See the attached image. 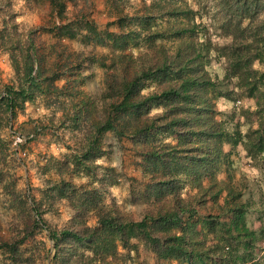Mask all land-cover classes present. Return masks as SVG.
Here are the masks:
<instances>
[{
  "label": "trees",
  "instance_id": "obj_1",
  "mask_svg": "<svg viewBox=\"0 0 264 264\" xmlns=\"http://www.w3.org/2000/svg\"><path fill=\"white\" fill-rule=\"evenodd\" d=\"M23 2L45 7L52 51L64 40L89 48L71 64L70 53L56 56L64 66L87 61L100 68L102 88L72 101L66 126L73 147L47 169L39 199L30 197L36 218L11 187L20 225L0 235L1 264H39L20 249L32 227L43 228L50 242L45 264H132L139 251L145 255L139 264L250 261L260 234L246 223L247 200L230 183L228 156L241 144L249 159L264 165V113L257 108L256 127L241 133L237 123L227 128L215 118L214 100L222 92L233 103L254 95L264 104V0H105L102 27L86 12V0ZM13 14L9 0H0V51L13 75L0 103L12 115L33 89L63 94L53 85L61 73L44 66L31 30L18 29ZM220 60L230 88L211 73V63ZM253 112L240 109L246 118ZM106 132L113 144L104 140ZM112 145L138 157L139 175L126 177L124 187V202L138 206L136 215L102 200L107 186L124 177L98 162ZM60 201L68 217L49 225L43 214ZM222 239L226 245L219 248Z\"/></svg>",
  "mask_w": 264,
  "mask_h": 264
},
{
  "label": "rangeland",
  "instance_id": "obj_2",
  "mask_svg": "<svg viewBox=\"0 0 264 264\" xmlns=\"http://www.w3.org/2000/svg\"><path fill=\"white\" fill-rule=\"evenodd\" d=\"M81 0H78L80 2ZM105 0H86V12L100 27L107 20L104 13ZM79 5V4H78ZM9 8L13 11V19L17 28L24 31L31 30L36 45L43 55V64L50 67L52 71H59L61 75L54 82V86L59 87L63 94H57L56 90L50 88L49 91L33 89V97L23 103L21 107H16L14 114L6 112L0 103V235L10 234V231L19 229V212L11 205L12 199L10 189L15 187V193L23 199L28 207L31 218H36L32 211L30 197L38 200L41 190L44 187V179L50 175L51 166L60 159L61 156L73 147L74 137L70 132V127L66 125L70 116L71 103L83 93L88 95L96 94L101 88V72L97 66H89L87 61L81 64L62 65L63 58L58 60L56 52L69 54L67 63H72L76 54L81 58L87 54V47L77 41L64 40L63 48L54 45V51L50 49L54 44V39L45 30L51 25V19L46 14L45 7L31 8L23 0H9ZM1 22V20H0ZM100 51V47H94ZM63 50V51H62ZM64 52V53H63ZM256 67H260L255 64ZM69 66V67H67ZM211 73L215 76L218 84L232 87L231 82L225 78L223 64L220 61H213L210 66ZM13 75L8 66L7 56L0 51V98L4 97V87L12 82ZM71 95L77 91L73 97ZM71 99V100H70ZM69 100V101H68ZM1 102V100H0ZM215 118L224 122L227 128L233 123L238 124V129L244 133L247 129L256 127L257 108H261L264 113V104H261L256 96L241 97L236 102H231L224 97L221 92L214 100ZM69 109V110H67ZM240 109L254 111L251 116L246 118L240 113ZM63 111V113H62ZM66 112V114H65ZM16 135L21 136V142L14 143ZM104 140L113 144L110 133L104 134ZM244 142L247 140L244 138ZM228 149L227 145L223 146ZM137 155L135 152L123 148L119 151L112 145V151L107 157L98 159L100 163H106L115 167L116 171L123 173L122 184L109 185L104 193L102 200L107 203L114 200L122 206L132 209L136 215L138 206L124 202L125 185L128 181L126 177H138L139 167L136 165ZM228 159L231 160V180L230 183L236 189L242 191V199L247 200L245 219L247 225L253 229L260 238L255 242L252 251V258L243 264H264V165L254 163L246 155L241 144H237L229 153ZM2 172V173H1ZM219 183L223 181L224 174L217 175ZM73 180H80L74 177ZM12 202V201H11ZM68 217V209L57 202L51 210L43 214L45 221L52 226H60ZM30 218H24L30 224ZM17 225L16 228L14 227ZM25 242L20 245L24 256H29L36 263L45 264L44 257L46 251L50 249V242L46 239V231L42 228H30L26 231ZM209 242V241H208ZM219 248H224L225 240L217 244ZM145 255L139 251V256L132 260V264H139ZM0 256V264H1ZM150 262V256L147 257Z\"/></svg>",
  "mask_w": 264,
  "mask_h": 264
},
{
  "label": "built area",
  "instance_id": "obj_3",
  "mask_svg": "<svg viewBox=\"0 0 264 264\" xmlns=\"http://www.w3.org/2000/svg\"><path fill=\"white\" fill-rule=\"evenodd\" d=\"M21 136H19V135H16V137H15V140H14V143H19V142H21Z\"/></svg>",
  "mask_w": 264,
  "mask_h": 264
}]
</instances>
